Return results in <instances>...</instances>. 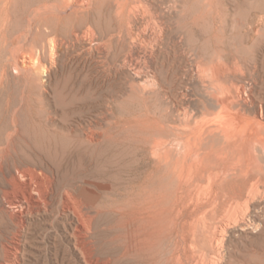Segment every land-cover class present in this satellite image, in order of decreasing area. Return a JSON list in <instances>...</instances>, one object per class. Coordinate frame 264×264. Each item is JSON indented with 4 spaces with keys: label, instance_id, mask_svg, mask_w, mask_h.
Instances as JSON below:
<instances>
[{
    "label": "bare ground",
    "instance_id": "bare-ground-1",
    "mask_svg": "<svg viewBox=\"0 0 264 264\" xmlns=\"http://www.w3.org/2000/svg\"><path fill=\"white\" fill-rule=\"evenodd\" d=\"M216 2L23 0L18 10L17 0H0V264H22L37 220L47 219L40 242L54 232L38 264H220L229 225H258L264 72L238 42L204 54L191 41L216 20ZM245 17L236 25L252 46L263 29L257 13ZM50 90L65 114L93 102L105 110L55 127L44 104ZM123 95L154 100L157 110L127 119L144 135L95 190L82 176L84 158L106 137L114 145ZM55 134L72 142L56 150L37 142ZM70 157L76 167L65 165Z\"/></svg>",
    "mask_w": 264,
    "mask_h": 264
},
{
    "label": "rangeland",
    "instance_id": "rangeland-1",
    "mask_svg": "<svg viewBox=\"0 0 264 264\" xmlns=\"http://www.w3.org/2000/svg\"><path fill=\"white\" fill-rule=\"evenodd\" d=\"M216 1H217L216 10L218 11V14L215 13L217 16L216 20L214 22L213 21L205 22V25H203L201 29V34H202L200 37L201 39L199 40V37L197 35H193L191 36V41L195 43L196 45H198L199 48L201 49V52L202 53L204 52V54L205 52L206 54L212 53L213 50L217 47L225 48V49H230L231 47L235 48L236 47L235 42H238L240 44L238 47L241 46L240 53L241 54L243 53L242 54L243 56L244 55L252 56L253 54L254 55L256 54L258 58V62H259V67L262 70V72H264V22H263L264 21V0H216ZM101 3L102 2L98 3V10L100 9V7L104 5V3L102 4ZM23 4H24L23 0H17L16 8L18 10L21 9ZM246 11H254L255 14L257 13V17L255 20L258 21L257 19H260L258 21V25H259L258 27L263 29L262 34L259 35V39L257 43L255 45H252L254 47L250 46L253 40L252 39L244 40L245 38H244L243 28L236 25L239 23L238 20L240 19L242 20L246 18L245 17ZM100 14H101L100 16L103 19H106L105 12L102 11L100 12ZM236 21L237 23H235ZM22 27H23L22 30H24L25 25H23ZM239 29L240 30L242 29L243 32L240 31ZM45 39L46 37H43L42 41H45ZM244 42L247 44H245ZM29 47H31L30 42L27 45V48ZM87 55L90 56L89 54ZM64 57L65 56L63 52L60 51L59 58L62 59ZM90 57L91 58L88 57L86 59V62L87 64L90 63L91 65L92 64L94 65L95 63L94 57L98 58V53L95 52L94 57L92 56ZM123 96L125 98L122 97L117 102V105L115 106V112L117 115L115 120L117 123H116V127L114 128L115 133L111 135L112 136L111 139L115 141L114 145H112L111 142L108 141V137H106L107 139H104L101 145L99 144V146L97 147H91V149L94 152L90 149L92 153L89 152L84 158L85 166H84V169L82 170L83 172L82 176L85 182L91 185L93 189L95 188V190H99L98 188L101 187L102 177H100L101 175L100 173H102L105 170L109 171L110 173H113V172H117L123 169L124 164L128 160H130L128 154L126 153L127 149L131 146L135 138H138L144 135L143 131H141L140 129L128 127V125H125V123L128 122L129 118L133 116L134 111H140V110L144 111L146 109L145 106H147L151 110L152 113L154 112V110H157L158 104L157 105L154 104L155 103L153 102L154 100L152 101L150 100L149 103L146 104L145 103L146 101L142 103L144 101L143 99L140 100L134 97H128V96L126 97L125 95ZM55 97L56 96L54 95L52 90H50L48 93L44 95V104L48 106L51 105L50 109L53 113L52 116L57 115L56 117L53 116L55 127L58 126L61 128V125L64 124L65 122L67 124H71V123L73 124L74 122H76L75 119H81L83 121H87L90 117L99 119L101 110H105V105L102 102H99V103L93 102L87 105H82L81 107L68 108L69 110L67 109V112L65 114L66 110H63L62 108H60V106L58 105V101L56 100L57 98ZM36 101L38 103L37 107H40V105L42 104V102L40 104L41 99L38 97ZM72 110H75V111H72ZM61 130L62 129H60V131ZM71 140L72 139H68V137L65 135L55 134L51 138V140L44 141V139L40 138L39 140H37V142L38 143L40 142L39 143L40 145L50 144L53 146V149H55V147L59 146V144L62 143V141H66L67 144H70L72 142ZM21 142L22 141H20L18 144L20 145L18 146L19 148L21 147L23 149L26 147L25 149L27 150L31 149L28 142L27 143L25 142L21 143ZM30 144L32 145L31 142ZM33 144H36V143H33ZM22 145H24V147H22ZM122 145H124V147ZM101 150L104 154L101 152ZM107 150L108 151L110 150V151L108 152ZM58 155L59 154H57L55 157L61 158V155L59 156ZM62 158L59 159V161H61ZM64 163L65 165H70L71 166L70 168H73L77 166L78 161L76 157H70V161H67V158H66ZM255 213L260 214L259 211H256ZM261 214H260V219H258V225L256 226L257 228L251 227L249 229H246V231L245 230L243 231L242 229H239L237 225L236 227L234 226V224L229 225L228 228L230 230L228 229L226 233V239H225L224 246H223L224 247L223 248L224 260L220 264H264V214L263 213ZM45 224H47V219L37 220V221L32 222L29 225V228L26 233V243H25L26 248L24 250L22 264H38L39 260L42 262L45 261V258L47 257V254H48L47 241L48 240L54 241L53 240L54 232H51L50 236L47 239L44 238L43 242H40L41 241L40 236L43 235L44 233V230L41 227ZM70 264H72V262H70Z\"/></svg>",
    "mask_w": 264,
    "mask_h": 264
}]
</instances>
